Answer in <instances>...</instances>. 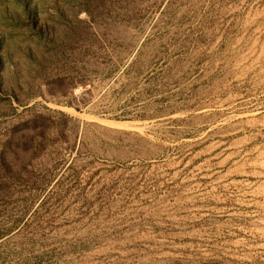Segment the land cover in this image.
I'll return each mask as SVG.
<instances>
[{
	"label": "rangeland",
	"instance_id": "374dc122",
	"mask_svg": "<svg viewBox=\"0 0 264 264\" xmlns=\"http://www.w3.org/2000/svg\"><path fill=\"white\" fill-rule=\"evenodd\" d=\"M54 248L264 264V0H0V264Z\"/></svg>",
	"mask_w": 264,
	"mask_h": 264
},
{
	"label": "trees",
	"instance_id": "16d2710c",
	"mask_svg": "<svg viewBox=\"0 0 264 264\" xmlns=\"http://www.w3.org/2000/svg\"><path fill=\"white\" fill-rule=\"evenodd\" d=\"M62 253H64V250L56 251V249H52L50 253H42L35 261H30L29 264H60L61 262L65 264H71L70 261H63Z\"/></svg>",
	"mask_w": 264,
	"mask_h": 264
},
{
	"label": "bare ground",
	"instance_id": "6f19581e",
	"mask_svg": "<svg viewBox=\"0 0 264 264\" xmlns=\"http://www.w3.org/2000/svg\"><path fill=\"white\" fill-rule=\"evenodd\" d=\"M131 124H132V123H131ZM120 125L128 126L129 123H127V122H123V123H120Z\"/></svg>",
	"mask_w": 264,
	"mask_h": 264
}]
</instances>
